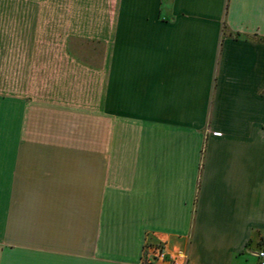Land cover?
<instances>
[{
	"label": "crops",
	"instance_id": "obj_1",
	"mask_svg": "<svg viewBox=\"0 0 264 264\" xmlns=\"http://www.w3.org/2000/svg\"><path fill=\"white\" fill-rule=\"evenodd\" d=\"M65 33L101 41L100 68ZM50 36L98 75L71 100L34 91ZM156 245L164 264L258 263L264 0H0V264H142Z\"/></svg>",
	"mask_w": 264,
	"mask_h": 264
},
{
	"label": "rangeland",
	"instance_id": "obj_2",
	"mask_svg": "<svg viewBox=\"0 0 264 264\" xmlns=\"http://www.w3.org/2000/svg\"><path fill=\"white\" fill-rule=\"evenodd\" d=\"M67 33V32H66ZM65 33V41H64V49L65 51H71L72 48L79 47L81 51H86L87 48L92 49L93 51L91 54L94 57H88L84 58L81 57V62L86 65H91L93 69H98L102 65V52H103V43L101 41H75L73 38H66L67 34ZM40 48L46 46L50 52L49 54L42 58L35 57L33 58L38 65L42 66L41 73L38 71L33 73V79L37 81H47L48 83H52V87L48 88L46 90L43 89H34L35 93L39 96H48V97H54L57 95V97L63 98V100H71L73 98V94L77 93L78 86H79V80H85L89 79L90 84L96 83V80L98 79V75L94 73H79L74 70L73 68V58L72 54L66 56L63 59L56 58L54 55L55 49H56V41L54 37H49L47 42H37ZM76 45V46H75ZM51 53V54H50ZM53 53V54H52ZM47 66V67H46ZM46 69H43V68ZM40 71V70H39ZM56 82L61 83L63 86V94L61 95V90H57L54 88V85ZM58 93V94H57ZM77 96V95H76Z\"/></svg>",
	"mask_w": 264,
	"mask_h": 264
},
{
	"label": "built area",
	"instance_id": "obj_3",
	"mask_svg": "<svg viewBox=\"0 0 264 264\" xmlns=\"http://www.w3.org/2000/svg\"><path fill=\"white\" fill-rule=\"evenodd\" d=\"M147 251V256L144 258L142 264H164V261L168 257L165 248L161 245L152 246ZM257 257V264H264V248L258 251ZM173 264L179 263L174 262Z\"/></svg>",
	"mask_w": 264,
	"mask_h": 264
}]
</instances>
